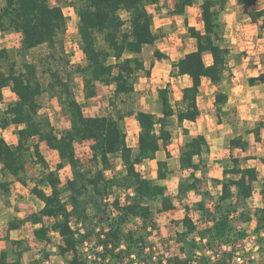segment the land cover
Wrapping results in <instances>:
<instances>
[{
  "label": "trees",
  "instance_id": "1",
  "mask_svg": "<svg viewBox=\"0 0 264 264\" xmlns=\"http://www.w3.org/2000/svg\"><path fill=\"white\" fill-rule=\"evenodd\" d=\"M0 0V30L3 33L21 34L20 51H30L47 45L54 49L42 60L50 73L49 86L45 87L38 76V62L25 61L17 68L15 60L10 58L7 48H0V100L4 98V89L9 87L16 99L0 110V128L7 129L18 125L17 143L8 142L0 136V164L9 179H0V192L9 194L14 180L27 186L29 180L35 182L32 192L42 202L38 212L25 218L9 221V230L18 229L26 222L42 223L44 218H52L50 225L42 224L34 230L40 241L51 242L52 232L58 233L62 243L57 246L58 253L67 259L68 264H134L136 260H152L155 251L146 252L147 238L139 230H124L123 225L132 216L141 215L146 220L154 218V212L146 203L160 199V212L175 208L167 186L159 180L168 179L172 173L168 160L157 161V177L143 174L138 165L146 160H154L164 147L172 142L169 128L172 117L176 116L180 125L185 120L196 121L201 114L198 97L204 78L213 84H221L230 70L231 49L222 44V25L220 11L227 0H201L203 30L190 25L185 20L189 36L196 40V49L187 52L172 64L173 77L188 76L191 84L182 89V98L173 101L171 84L158 89V101L161 114L137 109L132 103L136 94V78L139 72L150 75L141 54L148 45H154L159 35L153 31L154 18L148 9L160 0ZM198 0H176L172 14L184 15L187 7ZM240 5H256L258 0H236ZM65 6H74L78 21L79 46L86 57L84 66L75 71L83 77L85 97L97 95V84L114 85V95L110 100L113 111L110 114L89 116L77 99L72 85L73 69L71 60L60 38L68 26ZM122 11L129 15L122 16ZM253 20L263 18L264 9L251 13ZM129 24L128 28H125ZM102 40V43H100ZM56 51V53H54ZM211 56V62L205 59ZM154 57L161 60L168 54L155 49ZM154 63L151 64V67ZM65 76L64 77V74ZM254 85L264 82V73L251 77ZM46 91L58 98L63 111L69 117L70 127L57 133L51 119L41 114L39 97ZM228 95L216 96L217 112L220 115ZM122 104H121V102ZM135 116L139 124L138 146L128 143L123 123L127 117ZM264 128V119L252 129L256 140H260V129ZM189 134L187 128H183ZM91 141V166H86L77 156L76 144ZM58 152L59 161L51 168L42 152L41 143ZM248 139L242 135L230 140L231 148L246 149ZM209 150L204 134L190 137L183 145L179 162L181 169L191 170L178 184L176 197L184 205L185 215L181 220L184 227L178 232L185 241V257H168L164 263L163 255L158 257L159 264H264V259L248 250L242 261L238 262L237 247L246 233L236 230L235 219L251 222L255 216L254 233L259 251L264 250V205L257 207L253 214L246 209L245 200L252 197L259 173L255 167L243 166L242 159L231 155V166L224 167L221 193L213 197L207 190H201V178L196 171L203 169V154ZM118 156L124 170L111 176L108 170L115 168L113 158ZM249 157H246V159ZM41 164L42 173L37 177L29 176V163ZM264 162V159H262ZM70 166L72 177L68 179L65 190L61 187L60 171ZM217 181V180H215ZM264 192V182H262ZM45 187L50 189L48 192ZM120 192H125L124 200ZM191 192L202 195L196 202L199 216H193V208L185 201ZM65 193H68L65 196ZM112 199V206L108 200ZM211 200L212 206L207 203ZM240 208L242 210H240ZM105 215V220L101 216ZM71 218L81 227L74 228ZM79 232V233H78ZM78 233V235H77ZM6 239L14 248H18L17 258L11 257L8 249L1 251L0 264H42L40 261L22 262L24 251L20 239ZM93 244L94 256L83 255L81 248L85 242ZM99 246H102L99 249ZM197 250L201 255H196ZM210 251V252H208ZM71 254L70 258L68 255ZM48 255V253H46Z\"/></svg>",
  "mask_w": 264,
  "mask_h": 264
},
{
  "label": "rangeland",
  "instance_id": "2",
  "mask_svg": "<svg viewBox=\"0 0 264 264\" xmlns=\"http://www.w3.org/2000/svg\"><path fill=\"white\" fill-rule=\"evenodd\" d=\"M75 1L76 0H68ZM176 0H160L158 5H150L149 11L154 18V28L156 33L159 35V39L154 45H148L144 48L143 53L141 54L142 59H144L147 68L150 69V75H147L146 71H141L138 73L136 78V94L132 98V103L136 106L137 109L148 110L160 115V103L158 101V89L162 86L170 83L173 88L172 96L174 100H177L181 96L182 88L190 83V78L185 77H173L171 75L172 70V60H177L179 57H182L187 52L193 50L196 47V40L189 36L187 25L185 23V18H187L190 25L196 26L197 28L203 30V22L201 16V0H198L193 7L188 9L186 16H177L172 14V9L174 7ZM52 4L56 3V0H50ZM69 6H65L64 11L66 14H69L70 10L67 9ZM74 9L72 15H68V26L64 34L61 35L63 41V46L66 49L67 55L71 60L70 67L73 69L72 74V85L74 88L75 95L77 99L81 102L84 108L86 115H103L110 114L113 109L110 105V100L114 95V85H105L103 83L97 84V95L87 99L85 97L84 82L81 74L77 73L75 69L77 66H84L86 64V57L82 49L79 46V34H78V15L74 6H71ZM257 9H264V0H258L257 4L254 6H245L240 7L237 3L231 5V10H238L241 20V29L236 31V28L227 27V23L222 25V44L229 46L233 50V57L230 70L227 72L226 84L230 83L232 85H238L240 83H245V89L248 91L249 97L258 96L259 94H264V83H259L256 87L251 88L248 84V80L252 76H257L261 72H264V25L259 24L258 26H252V21L248 19V15L251 11ZM122 16L125 19L129 18V15L126 11H122ZM247 18V19H246ZM129 24H126L125 28H128ZM245 31V37L241 35L242 31ZM255 30V33L252 31ZM261 39V44L263 45L262 51L259 55L262 57L261 62L256 63L255 55L252 53L251 48L247 42L249 40L257 41ZM102 43V40H100ZM21 47V35L14 33H3L0 30V48H7L10 51V58L15 60L17 63V68L21 69L22 64L25 61L35 60L38 62V76L39 79L43 82L45 87L49 86L51 80L50 73L47 71L45 65L41 62L43 59L48 57L54 49L49 48L47 45L38 47L27 54H23L19 49ZM160 49L162 52H166L169 55V59L159 60L154 57L155 49ZM56 53V51H54ZM249 55L250 59L245 60L244 58ZM207 62L210 61L211 57L209 54L205 56ZM154 63V66L151 67V64ZM64 77L65 73L63 74ZM240 77V82L238 78ZM211 84L205 83L204 89L210 90ZM16 95L10 91L6 90L3 100H0V110L6 108L7 104L16 99ZM39 101L42 105L40 112L43 115L48 116L52 124L54 125L56 132L61 133L64 129L70 127L69 117L65 114L62 109V106L57 97H55L51 91H46L42 96L39 97ZM121 102V101H120ZM122 104V102H121ZM124 129L127 133L128 143L136 148L138 146V132L139 124L135 116L127 117L123 123ZM18 125H11L7 129L0 128V136H3L8 142L16 143L17 142V129ZM170 129L173 132L174 140L173 146L171 147L174 150V154H171L169 162L170 167L176 171L175 174L168 180L167 185L169 186L168 192L171 196L176 198L177 184L182 176L180 172V162L178 155H175V150L180 144V134L182 132V127L176 121V118L173 119ZM195 131V129H193ZM91 141L87 140L83 143H78L76 145L77 156L86 164V166H91ZM42 152L51 168H55L57 162L59 161L58 152L56 150L50 149L45 142L41 143ZM264 150V149H263ZM254 157L264 158L263 151L252 155ZM227 159V158H225ZM229 159V158H228ZM118 156L113 158L115 165L120 162ZM220 160V159H219ZM216 158L209 157L208 167L210 168L213 174H216V170L220 167H214L216 163ZM246 161V160H244ZM244 163H249L247 160ZM157 163L156 161H146L144 164L139 165L138 169L143 172V174L151 177L152 171L156 170ZM208 170V169H207ZM43 171L41 164L34 163L32 160L29 163V176L37 177ZM120 172V171H119ZM261 172V177L264 178V169ZM188 173L186 172V175ZM60 176L62 179L61 187L65 190L67 186V181L72 177V171L70 166L64 168L60 171ZM108 176H111L110 173ZM0 179L5 180L9 179L6 176L5 172L2 169L0 164ZM210 181V180H208ZM212 182V181H211ZM35 182L29 180L28 185L22 184H12L9 194L0 192V253L1 251L8 249L11 252V257L13 259L17 258L18 248H14L11 243L6 239L7 236L10 239L22 240L23 246L21 247L24 251L22 262L28 263L31 261H40L42 264H68L67 259L58 253L57 246L62 243L61 236L52 232L51 242L40 241L36 238L34 230L39 228L42 224L50 225L53 222L52 218H44L42 223L32 224L27 222L18 229L9 230V221L16 217L25 218L33 212H38L42 206L43 202L33 194L32 188L34 187ZM202 190H208L213 197H217L221 192V187L215 183H203L201 184ZM263 184L261 182L256 183V193L251 198L245 200L246 209L251 211L253 214L254 210L257 207L264 205V192L262 191ZM45 189L50 192V189L45 187ZM68 193H65L67 196ZM121 198L124 200L125 192H120ZM202 198V195L196 192L191 193L186 199V203L193 208V216L195 219L199 216L198 211H196V202ZM146 203L151 207L154 212V222L156 224L157 232H148L145 227L123 225L124 230L127 228L139 230V232H144L151 244H156L157 249L156 253H166L169 257L179 256L185 257L187 253L184 252L186 247L185 241L180 238L178 232H182L184 227L181 223V216L185 214L184 207L182 203H178L176 210L172 213L161 214V202L160 199H152L146 201ZM207 203L212 206L211 200H207ZM240 210H242L240 208ZM254 217L253 222H244L241 218H236L234 225L236 230H240L246 233L245 238L241 241V244L237 247V253L239 255L245 254L248 250L256 256V258L264 259V250L259 251V244L256 243V235L254 233V228L256 226V217ZM102 220H105V215L101 216ZM166 244V245H165ZM166 247V249H165ZM93 244L85 248H81L82 254L90 256L94 254ZM198 251V250H197ZM200 252V251H199ZM48 253V255H46ZM157 254V255H158ZM163 254V255H164ZM197 254V253H196ZM201 255V252H200ZM71 254L68 255L70 258Z\"/></svg>",
  "mask_w": 264,
  "mask_h": 264
},
{
  "label": "crops",
  "instance_id": "3",
  "mask_svg": "<svg viewBox=\"0 0 264 264\" xmlns=\"http://www.w3.org/2000/svg\"><path fill=\"white\" fill-rule=\"evenodd\" d=\"M201 3H202V1H201ZM233 3H237V1L236 0H227L225 7L220 11L219 19H220L221 25H223V23H227V27L233 26L234 28H236V31H238V29L239 30L241 29L242 25L240 24L241 20L239 18L240 14H239L238 10H234V11L231 10V5ZM151 5H157V4H151ZM149 6H148V9H149ZM193 6L187 7L184 15H177V16H186L188 9L193 7ZM238 6L245 7V6H249V5L238 4ZM257 10H261V9H257ZM254 11H256V10H254ZM252 12L253 11H251L247 17L248 19H250L252 21V24H253L252 26H258L259 24H261L263 26V18L261 17L256 21L253 20V18L251 17ZM185 20H187V18H185ZM153 31L156 32L154 25H153ZM255 32H256L255 30L252 31V33H255ZM11 33H14V32H11ZM15 33L18 35L20 34L18 32H15ZM241 35H243V37H245L246 34H245L244 30L242 31ZM260 41H261V39H258L257 41H253V40L245 41L250 45L247 48H251L250 51L253 50L252 53L255 55L256 63L262 61V57L259 54L262 51L263 45L261 44ZM227 47H229V46H227ZM195 49H196V47L193 50H195ZM193 50H191V51H193ZM232 55H233V50H231V56ZM234 57L236 58L238 56H234ZM234 57L232 56L230 58L229 66L231 64L232 59L234 60ZM169 58H167V59H169ZM244 59L248 60V59H250V56L247 55ZM161 60H166V59H161ZM177 60H172V64L175 63ZM210 62H211V59L208 63H210ZM261 73H264V72H261ZM179 77H185V76H179ZM179 77H176V78H179ZM227 77H228V75L226 74L224 81L219 85L213 84L208 78L203 79L202 87H201V94L198 97V104H199V107L201 109V114L196 121L185 120L183 122V124L180 125L182 127V132H181L180 137H179L180 138L179 139L180 144L177 147V149L175 150V152H177V153H175V155H178V157H180L182 147H183L184 143L190 137H193V136L198 135V134H204L208 140V143H209V150L203 154V157L205 159V166L203 167V169H199L196 171L197 176L200 177L202 180L201 184H203V183L210 184L213 182L222 188L221 182H222V179L224 178V171H223L224 167L227 166V164H229L228 166H231L230 157H231V155H234V156L242 159L243 166H252V167H255L257 169V171L259 173V180L255 182V191H254V194H255L256 193V183L264 182V178L261 177V172H260L264 169V162L262 160L264 158H261L260 161H258L259 158L254 157L252 155H255L256 153L260 154V152H262V151L264 153V150H263L264 149V128L260 129V140L259 141L256 140V135L254 132H248L247 133L246 129H252L259 121L264 119V94H259L258 92H256V94H258V96L249 97V95L247 93L248 91L245 89V87H246L245 83L242 82L238 85H232L230 83L226 84ZM252 77H254V76H252ZM238 80L240 82V77L238 78ZM205 83L211 84L210 90L204 89ZM259 83H264V82H259ZM259 83L252 85L248 80L247 86L250 84L251 85L250 87L254 88ZM190 84H191V81H190V83L186 84L185 86L190 85ZM7 89L10 90L9 87H6L4 89V94H5ZM171 89L173 92L172 85H171ZM219 93H225L228 95V100L222 106V111L220 112V115L217 112V103H216V96ZM181 98H182V91H181V96L177 100H180ZM177 100L173 99V101H177ZM160 111H161V106H160ZM160 114H161V112H160ZM174 118H176V116L172 117V121ZM172 121H171V124H172ZM176 121H177V118H176ZM183 128H187L189 130V134H185L183 131ZM193 129H195V131H193ZM239 135H242L244 138L248 139L249 145L246 147V149H242L239 147H236L234 149L231 148L230 140L234 137L239 136ZM173 140H174V136H173V132H172V142H173ZM172 142L167 147V149L170 151V156H171V154H174V150H172V148H171L173 146ZM170 156H167L166 150L164 149V147H161V149L157 153L156 159L146 160V161H156V163H157L158 160H168V163L170 166V162H169ZM210 156L213 158H216V160H217L214 167H220L219 169L216 170V174H213V172H211L210 168L208 167V165H209L208 158ZM246 157H249V158L246 159ZM225 158H227V159H225ZM244 160H246V161L248 160L249 163H244V162H246ZM146 161L140 163L139 165L144 164ZM66 167H68V166H66ZM171 170H172V173L168 179L159 180V182L161 184H164L167 186V190L169 188V186L167 185L168 180L173 176V174L176 173V171L173 170L172 168H171ZM180 172L182 173V176L185 177V176H188L190 174L191 170L181 169ZM186 172L188 173L187 175H186ZM151 177L152 178L157 177V168H156V170L152 171ZM208 180H210V181H208ZM215 180H217V181H215ZM179 181H178V184H179ZM12 184H22V183H20L17 180H14ZM178 184H177V191H178ZM201 190H202V186H201ZM191 193H193V192H191ZM176 194H177V192H176ZM254 194H253V196H254ZM171 197H172L173 203L175 204V208L170 209L168 211L160 212L161 214L172 213L174 210H176L178 203L179 202L181 203V201L177 197L176 198H174L173 196H171ZM182 206L184 207L183 204H182ZM184 211H185V209H184ZM184 215L181 216L182 217L181 220L183 219ZM254 220L255 219H253L251 222H253ZM12 230H14V229H12Z\"/></svg>",
  "mask_w": 264,
  "mask_h": 264
},
{
  "label": "built area",
  "instance_id": "4",
  "mask_svg": "<svg viewBox=\"0 0 264 264\" xmlns=\"http://www.w3.org/2000/svg\"><path fill=\"white\" fill-rule=\"evenodd\" d=\"M67 9H69L70 10V12H69V14H66V12H65V14H66V16H68V15H72V13L74 12V9H73V7H71V6H69ZM124 168H125V166H124V164H123V162L120 160V162L115 166V168L113 169V170H108L107 171V175H109V173H110V175H113V174H115V173H118L119 171H122V170H124ZM108 202H109V204H110V206H112V199H109L108 200ZM155 219V218H154ZM154 219H152V220H146L143 216H141V215H137V216H132V217H130V218H128L127 219V221H126V223H125V226H132V225H136V226H142V227H145L146 228V230L148 231V232H153V234H155L156 232H157V228H156V224H155V222H154ZM77 222H76V220L74 219V218H71V225L74 227V228H76L77 227V225H78V227H81L80 229H79V231L80 232H82L83 231V229H82V223H78V224H76ZM128 229H130V228H127L126 230H128ZM79 233V232H78ZM78 233H77V235H78ZM146 238H148L149 239V236L147 237L146 236ZM92 245V243H89V242H85L83 245H82V248H85L86 250L88 249V247L89 246H91ZM166 245V244H165ZM102 248V246H99V249H101ZM156 249H157V245L154 243V244H151L150 243V241L148 240L147 241V244H146V252H151V251H155V253H154V255L152 256V260L149 262V261H147V260H145V259H140V260H136L135 261V263L134 264H159V262H158V257H159V255L160 254H158V253H156ZM165 249H166V247H165ZM208 252H210V251H208ZM158 254V255H157ZM162 255L164 254V253H161ZM196 255H200V252H199V250L197 251V254ZM94 256V255H93ZM92 255H90L89 257L90 258H92L93 257ZM169 256H168V254H164L163 255V258H164V263H166V259L168 258ZM236 259H237V261L238 262H241L242 261V259H241V255H239V254H237V257H236ZM193 264H195V262L193 263Z\"/></svg>",
  "mask_w": 264,
  "mask_h": 264
}]
</instances>
